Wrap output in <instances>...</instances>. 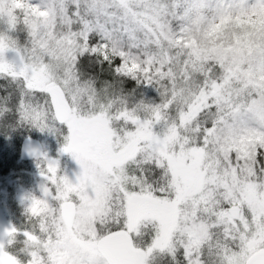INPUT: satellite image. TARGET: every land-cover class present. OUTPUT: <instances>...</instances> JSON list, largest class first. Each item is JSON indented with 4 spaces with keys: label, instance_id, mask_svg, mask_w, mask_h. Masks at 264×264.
I'll use <instances>...</instances> for the list:
<instances>
[{
    "label": "snow or ice",
    "instance_id": "snow-or-ice-1",
    "mask_svg": "<svg viewBox=\"0 0 264 264\" xmlns=\"http://www.w3.org/2000/svg\"><path fill=\"white\" fill-rule=\"evenodd\" d=\"M254 13L264 0H0V128L56 136L78 166L30 150L44 182L0 264H264V42L199 46Z\"/></svg>",
    "mask_w": 264,
    "mask_h": 264
},
{
    "label": "rangeland",
    "instance_id": "rangeland-1",
    "mask_svg": "<svg viewBox=\"0 0 264 264\" xmlns=\"http://www.w3.org/2000/svg\"><path fill=\"white\" fill-rule=\"evenodd\" d=\"M264 42V13L248 16L236 15L217 22L214 28L204 34L199 46L227 55H242L251 52ZM196 45V41H193ZM9 53L8 58L12 59ZM26 127L0 128V155L8 158L0 159V241L6 239L5 230L15 226L21 229L26 224V209L30 203L26 197L39 196L40 186L44 182L37 167V157L23 159L20 155L21 142L27 137L40 142L42 152L51 159H59L60 168L70 179H74L78 166L68 154L60 155L62 143L56 136L41 133L37 130L23 137ZM6 150L8 152H6ZM3 169H6L4 172ZM19 239H23L22 236Z\"/></svg>",
    "mask_w": 264,
    "mask_h": 264
},
{
    "label": "water",
    "instance_id": "water-1",
    "mask_svg": "<svg viewBox=\"0 0 264 264\" xmlns=\"http://www.w3.org/2000/svg\"><path fill=\"white\" fill-rule=\"evenodd\" d=\"M32 149H36L40 152H42L41 144L38 140L27 137L21 142V147H20V155L23 159H30L35 156L30 155L29 152Z\"/></svg>",
    "mask_w": 264,
    "mask_h": 264
},
{
    "label": "trees",
    "instance_id": "trees-1",
    "mask_svg": "<svg viewBox=\"0 0 264 264\" xmlns=\"http://www.w3.org/2000/svg\"><path fill=\"white\" fill-rule=\"evenodd\" d=\"M11 128H13L14 129V127H11ZM9 130V128L7 129V131ZM7 131H6V133H5V138L7 137ZM23 134H22V136L23 137H27L28 135H30L31 134V132H29V131H27V128H25L23 131ZM4 136L2 137V138H4ZM2 138H0V139H2ZM60 141V140H59ZM60 143H62L61 141H60ZM6 152H8L7 150H6ZM2 158H5L6 159V162H7V160H8V158L6 157V155L3 153L2 155H0V159H2ZM4 170V172H6V169H3ZM2 170H0V172H1Z\"/></svg>",
    "mask_w": 264,
    "mask_h": 264
}]
</instances>
